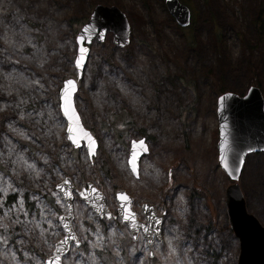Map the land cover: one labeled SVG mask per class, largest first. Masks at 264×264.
I'll return each instance as SVG.
<instances>
[{"label": "rangeland", "instance_id": "rangeland-1", "mask_svg": "<svg viewBox=\"0 0 264 264\" xmlns=\"http://www.w3.org/2000/svg\"><path fill=\"white\" fill-rule=\"evenodd\" d=\"M178 1L191 14L184 28L164 0H0V188L16 189L0 196L9 208L23 198L29 213L27 222L0 229L8 239L0 242V264H14V255L44 264L51 256L63 236L58 217L66 209L55 186L65 177L78 190L95 185L112 213L122 189L139 221L142 203L165 216L159 249L155 243L149 249L140 235L131 242L118 219L102 220L106 239L98 242L99 219L74 195L72 228L80 244L62 264H236L238 241L224 200L230 181L217 162L216 101L250 86L264 99V30L256 23L264 20V0ZM98 4L116 6L132 32L124 48L113 45L110 33L92 42L77 80L76 112L98 144L90 160L84 146L67 141L66 121L55 112L63 81L76 79V32ZM140 138L148 153L135 179L127 158L130 142ZM20 155L39 176L12 163ZM238 184L248 213L264 226V152L246 157ZM165 232L179 238L175 254Z\"/></svg>", "mask_w": 264, "mask_h": 264}, {"label": "water", "instance_id": "water-1", "mask_svg": "<svg viewBox=\"0 0 264 264\" xmlns=\"http://www.w3.org/2000/svg\"><path fill=\"white\" fill-rule=\"evenodd\" d=\"M164 4L171 17L174 19V21L180 28L187 27L190 24L191 14L186 6L181 4L178 0H164ZM86 27H87V32H85ZM131 32L132 30L128 23V20L126 19L125 15L116 6H104L100 4L94 5L88 19L76 33L75 36L76 52L73 59V66H74L75 57L78 54V50L80 47V44L77 43L78 36H84L85 39L81 43H83L84 47L88 49V54L84 63V67H85L89 55V46L92 42L95 41L98 43H102L105 39L106 34L110 33L111 41L113 45L117 48H124L129 44ZM101 34L103 35V39L100 38ZM89 38H90V42H89ZM84 67L80 70L79 74H77V71L75 70L76 79L73 80H75L76 83L77 80L81 77ZM63 85H64V81L62 83L61 88H63ZM77 90H78V85H77ZM60 113L63 119L66 121V129H65L66 139L72 145L73 148L77 149L78 147L74 145L67 138L69 135L67 131L68 120L63 116L62 112ZM216 116H217V131H218V140L216 144L217 162L222 172L227 176V178L231 182L224 191V200H225L226 216H227L229 229L231 230L233 236L238 241V255H237L236 264H264V226H262L253 215L248 213L245 205L244 196L238 184V179L240 177L246 157L250 154L264 152V99L261 95L260 90L255 86H251L247 89L246 93L243 96L231 92H225L223 94H220L216 101ZM72 126H73L72 135L80 138L78 140V142L81 145L79 148L84 146V148L87 151V147H86L87 138L83 137V134L79 131V128L77 127L75 121H73ZM79 126L82 127L84 131L88 132L95 140L96 151H97V147H98L97 140L90 133V131H88L82 126L80 118H79ZM141 140L144 142L143 146H141L139 143L136 144V149L139 152V157L136 161L137 174L135 175L132 174L130 166L127 163L128 169L131 175L135 179H137L139 176L138 174L139 160L141 159L142 156L148 153L147 143L143 138L138 140H132L130 142L129 153L127 158L128 161L133 151V141L138 142ZM221 144L225 145L223 152L220 147ZM144 147L147 148V151H144ZM222 155L225 157L224 160L221 159ZM93 157L91 158L88 157V158L91 160ZM236 169H239V171H236ZM64 181H68V183L64 184ZM57 185H61L63 186V188L70 189L72 191L71 201H69L64 196L63 192L61 191V188H58ZM57 185L55 186V189L62 197L63 204L66 209V214L60 215L58 217V221L60 223L63 236L60 240H58L54 244V249L50 257L57 254V248L60 247L59 242L63 241L64 238L68 235V233L64 231V228L61 225V221H60L61 216L65 217V220L71 226L72 233L76 236L72 228V220H73L72 206H73L74 195L99 219L109 220L107 217H102L91 204L86 203L80 197L79 195L80 191L87 189L88 186L91 185L93 188L96 189L97 193L99 194L100 198L97 200V203L104 205V210L106 212H110L104 201L103 193L98 188H96L95 185L86 183L82 185L81 188L78 190L74 187L71 179L68 177H65ZM117 193H123L127 195L131 200V206L133 199L124 190H117L114 194L116 213L115 215L114 214L112 215L115 216L119 220V222L126 227L130 235L131 241L134 242L138 238L139 234L141 235V237H143L144 235L143 230L136 229L133 232V230L127 228L126 223H122L120 221L119 218L120 201L117 199ZM88 195L95 196V194L91 193L90 191L88 192ZM146 204L150 207L151 212L154 213V215L161 220L160 225H158V227L161 230L163 219L165 216L164 212L158 215L153 205L149 203H142L140 205V214L143 219L148 215V213L144 211V205ZM132 211L135 212L133 208ZM137 222L146 223L145 219L144 221H139L137 219ZM133 236H135L136 238L133 239ZM72 246L79 247L76 245L75 241L69 240L66 245L67 251L61 250L62 258L67 254V252ZM147 246L150 249L151 245H147ZM61 264H62V259H61Z\"/></svg>", "mask_w": 264, "mask_h": 264}, {"label": "snow or ice", "instance_id": "snow-or-ice-1", "mask_svg": "<svg viewBox=\"0 0 264 264\" xmlns=\"http://www.w3.org/2000/svg\"><path fill=\"white\" fill-rule=\"evenodd\" d=\"M85 32H87V27L85 28ZM100 38L103 39V35H100ZM4 39L7 40V37L5 36ZM84 36H78L77 37V43L80 44L78 54L75 57L74 60V68L77 71V74H79L80 70L84 67L85 59L88 54V49L84 47L83 43H81L84 40ZM90 42V38H89ZM5 79H12L11 75L8 74ZM32 84H38V80H33L31 81ZM27 87V85H25ZM41 87H43L41 85ZM9 90H11L9 88ZM77 91V83L73 79H68L64 81L63 88L59 90V95L57 97L58 104L56 107H58L59 112H55L56 116H59L60 112L63 113V116L67 118L68 120V128L67 131L69 133L68 139L76 145L78 148L81 146L78 140L80 139L77 136H73V121L76 122L77 127L79 128V131L83 134V137L87 138V155L89 158L93 157L96 152V142L92 138V136L83 130L82 127L79 126V116L77 115L76 108L74 105V94ZM78 99V97H77ZM45 107H50L47 103L45 104ZM59 123V121H58ZM139 143L141 146H143L144 142L141 141H133V151L131 153V156L129 157L127 163L130 166L132 174H137V159L139 157V152L136 149V144ZM221 150L223 152V149L225 147L224 144H221ZM144 151H147V148L144 147ZM11 155V152L9 153ZM221 159L224 160L225 157L222 155ZM12 163L14 164H22L23 165V170L25 172L32 170L36 171L35 165L33 163H28L27 160L23 157V155H20L18 160H14ZM15 171V170H14ZM236 171H239V169H236ZM39 171H36V175L39 176ZM68 181H64V184H67ZM58 188H61V191L63 192L64 196L71 201L72 198V191L70 189H65L61 185H57ZM9 190L15 192L16 189L13 188L11 185H8L7 187L0 188V191L5 193V195L9 192ZM94 193L95 196H90L88 195V192ZM80 197L88 204H91L96 211L102 216V217H107L109 220H115L116 217L112 215L110 212H106L104 210V205L97 203V200L100 198L99 194L97 193L96 189L93 188L91 185L88 186L87 189L80 191L79 193ZM117 199L120 201L119 203V213H120V221L122 223H126L127 228L133 230V232L136 229H142L143 230V237L142 239L145 241L146 245H153L155 243V246L157 249L160 248V245L162 241L160 240V235H161V230L158 227L160 225L161 220L157 218L154 213L151 212L150 207L146 204L144 205V211L148 213V215L144 218L146 223H139L137 222L136 219V213L132 211V206H131V200L130 198L123 194V193H117ZM182 197H180V200L182 201ZM0 208H4L3 215L0 216V229H3L5 233H7L12 225H17V224H22L27 222L28 215L29 213L25 211L24 209V199L21 198L17 203H14L10 208L5 206L4 203V196H0ZM70 208V205H69ZM13 211H17V215L15 219L11 218V214ZM177 211L179 213H183V209L177 207ZM23 212L24 215V221H21L19 213ZM43 215V212L41 213ZM87 219L92 220V216L89 215ZM61 225L64 228V231L68 233V235L64 238L63 241L59 242L60 247L57 248V254L49 257L44 264H61V259H62V251H67L66 245L69 240H73L76 242V245L79 246L80 241L76 238V236L72 233L71 231V226L70 224L65 220V217L61 216L60 217ZM51 225V221H46ZM97 226H96V236H97V241H104L106 238L103 235L101 228H100V222L97 221ZM36 227H39V222H37ZM110 227V226H108ZM81 228L83 231L88 232L90 229L88 227H85L84 225H81ZM27 231V229H26ZM44 231H47V229H43L41 231V235L43 234ZM165 239L167 240V245H168V250L171 254H175L177 249L176 246L174 245L173 241L179 239L178 237L175 236H169L166 232L164 233ZM86 238V237H85ZM136 237L133 236V239ZM154 238V239H153ZM0 242H3L5 244L8 243V239L0 235ZM91 243V242H90ZM148 252L149 256L153 255V252L151 250H148L147 248L145 249ZM27 256V253H25ZM13 262L14 264H27V260L25 261H19L16 259L15 255L13 256ZM76 264H79V261L76 262ZM177 264H180L179 261H177ZM189 264H191V261L189 260Z\"/></svg>", "mask_w": 264, "mask_h": 264}, {"label": "trees", "instance_id": "trees-1", "mask_svg": "<svg viewBox=\"0 0 264 264\" xmlns=\"http://www.w3.org/2000/svg\"><path fill=\"white\" fill-rule=\"evenodd\" d=\"M256 23L259 26L260 30H264V20H262L261 18H259V19L256 20ZM101 223H102V225H104V222L103 221H101ZM102 257H103V255H102Z\"/></svg>", "mask_w": 264, "mask_h": 264}, {"label": "flooded vegetation", "instance_id": "flooded-vegetation-1", "mask_svg": "<svg viewBox=\"0 0 264 264\" xmlns=\"http://www.w3.org/2000/svg\"><path fill=\"white\" fill-rule=\"evenodd\" d=\"M104 200H105V198H104ZM114 200H115V199H114ZM115 213H116V212H114L113 214L115 215Z\"/></svg>", "mask_w": 264, "mask_h": 264}]
</instances>
